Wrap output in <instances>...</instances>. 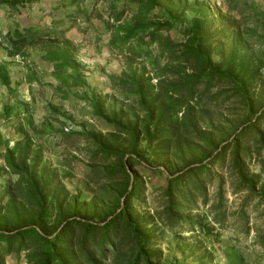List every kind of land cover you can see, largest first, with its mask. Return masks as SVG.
Listing matches in <instances>:
<instances>
[{"label":"trees","instance_id":"trees-1","mask_svg":"<svg viewBox=\"0 0 264 264\" xmlns=\"http://www.w3.org/2000/svg\"><path fill=\"white\" fill-rule=\"evenodd\" d=\"M39 2L0 0V15L14 16L6 33H0V50L6 53V60L0 59V125L17 120L10 128L18 136L5 138L0 126V179H6L0 185V264L21 254L25 264H164L159 245L165 228L175 236L189 232L191 239H201L187 246L191 257L198 256L196 264H252L238 245L222 246L219 240L228 226L240 223V233L248 235L246 209L264 205V181L246 165L255 155L264 175V102L254 100L256 88L264 90V0H221L226 9L219 29L213 28L214 15L203 0H94L89 7L84 0H55L48 25L21 27L15 16ZM58 6L63 14L55 17ZM94 19L108 38V50L126 61L119 78L108 76L113 89L130 91L132 102L125 108L85 91L80 46L67 34L80 21L92 27ZM20 72L29 94L34 86L47 88L50 98L66 101L73 89L81 90L75 96L109 129L77 133L91 147L84 177L88 200L58 191L57 174H48L50 166L37 145L59 133L50 120L63 115L48 104L49 119L40 129L34 127L36 100L33 93L28 101L21 98ZM47 77L53 83L41 82ZM227 102L240 104L244 117L228 121L223 136L219 128L224 123L215 126L212 115ZM227 157L235 193H246L234 213L223 179L211 203L207 187L219 176L213 169H223ZM136 165L165 178L152 214L145 212L147 188ZM67 167L58 169L63 176H70ZM204 208L210 221L193 216ZM209 238L205 246L202 240ZM253 243L261 249L254 262L262 264L264 233ZM179 263L174 258L168 264Z\"/></svg>","mask_w":264,"mask_h":264},{"label":"rangeland","instance_id":"rangeland-1","mask_svg":"<svg viewBox=\"0 0 264 264\" xmlns=\"http://www.w3.org/2000/svg\"><path fill=\"white\" fill-rule=\"evenodd\" d=\"M45 1V0H42ZM207 6L211 9L214 18L213 28L219 29V16L225 15V6L222 4L221 0H203ZM94 2V0H84V3L89 7ZM50 2H43L41 5L33 6L32 9L28 12L30 13L29 19L24 20L23 24L27 25L29 22L36 21L33 25L39 24L42 22L43 25H48L51 17L47 14L49 10ZM104 3H99L98 8L102 11ZM54 9V8H52ZM27 14V13H26ZM62 8L56 7L55 17L57 15H62ZM40 17V20L37 22V18ZM5 20H8L5 15ZM0 28L4 29L6 24L4 20H1ZM92 27H89L87 23L80 21L78 26L74 30L70 31L67 36L74 39V42L79 44L78 59L83 66L84 75L87 83L88 93H96L106 98V103L108 105H114L115 107H124L129 105L132 102V96L130 91H118L113 89L110 81L108 80L109 75H113L117 78L120 77L122 72L126 71V61L123 57L111 53L107 48V36L102 33L100 34L99 29L102 30L101 24L97 20L92 21ZM87 28V31L81 32L82 29ZM98 29V30H97ZM212 29V28H211ZM211 31V30H210ZM171 36L174 39L179 38V35L176 32H171ZM225 36V35H224ZM216 37V36H215ZM214 37V38H215ZM217 39H223V36L216 37ZM217 41V40H215ZM0 59L1 50H0ZM215 60L217 57L215 56ZM11 71L17 72L18 66L12 65ZM39 67V66H38ZM15 74V73H14ZM13 74V75H14ZM18 74L14 77L17 78ZM49 90L47 88L33 87V95L38 99H35V104L31 107V113L33 114V125L36 128L40 129V126L43 121H45L49 116L47 114L46 106L48 104H53L56 106L57 111L63 116H56L50 123L55 131L53 138H50L43 145L38 144V147H41L44 151L43 160L44 163L50 166L48 174L55 172L56 185L58 191L62 189L70 197H74L77 194L81 195V199L88 200L90 197V192L86 190V181L85 173L88 171L86 166L87 154L90 151L91 147L87 144L82 136L79 134H85L87 131H100L105 134L109 129H106L105 124L98 118H92L90 116L91 108L82 100L78 99L76 95L82 93L79 89H73L70 92V97L66 101H61L58 99L50 98ZM30 94H32L30 92ZM264 90L257 87L256 88V97L255 102L260 104L264 102ZM41 98V99H39ZM50 98V99H49ZM5 99V95L3 96ZM12 105H15L13 103ZM244 117L243 107L237 102H227L224 107L216 110L213 115V123L215 126L219 123H224L220 126L222 130L221 135H225L229 130L228 121H240ZM49 119V118H48ZM227 121V122H226ZM16 121H10L9 123H2L1 130L5 138L10 139L11 141L17 139V135L10 128L13 123ZM85 128V129H84ZM203 128V126H202ZM64 131V132H63ZM76 134H70V133ZM221 132V131H220ZM79 133V134H77ZM218 137V136H216ZM253 151V150H252ZM262 157L264 158V150H262ZM254 154V153H253ZM150 158H153L150 156ZM171 162L179 163L178 157H171ZM158 162V161H157ZM68 164L66 170L70 171V176H63L59 172L64 164ZM246 165L250 174L260 175V183L264 181V175L261 174L258 166V160L255 158V155L252 156L250 160H246ZM135 170L138 174V179L144 181L147 191L145 193L147 210L146 213L152 214L153 209L158 208L159 197L161 194V187L165 184V178L163 176H154L145 165H136ZM214 173H217L219 176H214L212 183H207L208 193L210 195V203L212 198L215 195L217 190V185L219 178L223 179L225 185L223 187L224 196L227 200V205L230 209V213H234L240 206L242 200L246 196V193H235L236 181L233 176L232 171L229 166V159L225 162L224 168L220 169L216 166L213 169ZM8 178V176H7ZM15 179V178H12ZM6 180L5 178L0 179V185ZM251 205V204H250ZM139 212V211H138ZM53 213V212H52ZM55 213V211H54ZM87 213H91V208L87 210ZM141 213V212H140ZM246 213L249 215V227L251 228L248 235L240 233L242 228V223L238 224L235 227L228 226V228L221 232L220 244L222 246L228 244L238 245L245 254L247 260L250 263L255 264L254 258L257 253L261 252V249L254 244L256 237L259 234L264 233V205H260L258 208L255 204H252L249 208L246 209ZM195 215H205L207 220L210 221V214L207 208H204L202 212H193ZM256 229L260 232L256 234ZM192 236L189 232H183L180 236H175L172 234L169 229L165 228L163 241L159 245V249L162 251V260L164 264H168L172 259L177 258L179 264H196V258L198 256L191 257L189 255V250L187 246H191L193 240L200 241L201 239H191ZM211 238L208 240H202L205 246H208ZM218 244L214 243V247H217ZM189 247L188 249H190ZM24 254H21L19 258L12 255L6 259V264H25L24 263ZM219 257V255H218ZM261 263L264 264V257L261 259ZM219 264H223V261H220Z\"/></svg>","mask_w":264,"mask_h":264},{"label":"crops","instance_id":"crops-1","mask_svg":"<svg viewBox=\"0 0 264 264\" xmlns=\"http://www.w3.org/2000/svg\"><path fill=\"white\" fill-rule=\"evenodd\" d=\"M46 2H50L49 3V5H50V7L53 5V6H55V4H53V2H55V0H45ZM45 1H42V0H40V2L39 3H37L35 6H38V5H41L43 2H45ZM49 10H50V8H49ZM47 12V14L49 13V11L47 10L46 11ZM5 15L7 16V18H8V20H5ZM29 16H32V15H30V13H27V14H23V15H19V16H15V20L20 24V26L21 27H27V26H31V25H33L36 21H34V22H29L27 25H24L23 24V21L24 20H28L29 19ZM14 17V16H13ZM13 17H12V15L11 14H9V13H3V14H1L0 15V23L2 22L1 20L3 19L4 20V24H6V26H5V28L4 29H1L0 28V33H2V34H5L6 33V31H7V28L9 27V26H11V24H12V20H13ZM37 20V22L40 20V17L39 18H37L36 19ZM39 24H40V26H43V24H42V22H39ZM68 38H70L71 40H73L74 41V39L73 38H71V37H68ZM5 51H2L1 50V57H2V59L3 60H6V58H5ZM43 67H44V69L45 70H48L47 69V65L46 64H43ZM19 68V67H18ZM41 66H39L38 67V69L39 70H41ZM20 70H22V67L20 68ZM23 72H20L19 73V77H18V79H19V82H20V84H19V87H18V89L20 90V92H21V98L23 99V100H25V101H28L29 99H31V96H30V94H29V84H26L25 82H21L22 81V78H23V74H22ZM17 79V78H16ZM17 79V80H18ZM41 82H43V83H53V81L50 79V78H43V80L41 81ZM34 85V84H33ZM32 85V86H33ZM32 93H33V91H32ZM50 94V93H49ZM32 97H33V99H38L35 95H33L32 94ZM39 99H41V98H39Z\"/></svg>","mask_w":264,"mask_h":264},{"label":"water","instance_id":"water-1","mask_svg":"<svg viewBox=\"0 0 264 264\" xmlns=\"http://www.w3.org/2000/svg\"><path fill=\"white\" fill-rule=\"evenodd\" d=\"M264 109V108H263Z\"/></svg>","mask_w":264,"mask_h":264}]
</instances>
